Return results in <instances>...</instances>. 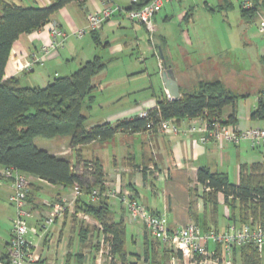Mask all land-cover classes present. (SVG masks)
Instances as JSON below:
<instances>
[{"label":"trees","instance_id":"trees-1","mask_svg":"<svg viewBox=\"0 0 264 264\" xmlns=\"http://www.w3.org/2000/svg\"><path fill=\"white\" fill-rule=\"evenodd\" d=\"M149 1L141 0L131 4L128 9L140 8ZM71 2L82 6L85 0H50L47 5L27 6L0 0V166L14 167L49 184L77 186L80 195L74 201L75 211H82L98 223L96 227L80 226L81 222L72 218L75 225L80 226V238L84 242L88 239L90 247L95 248L97 242L93 244L91 236L94 232L95 235L102 232L109 242L112 258H118L123 264H137V261L129 259V255L139 257V254L125 248L126 222L122 217H114L109 197L100 195L92 200L93 190L105 191L101 160L95 156L83 159L79 147L93 141L108 140L117 133L156 131L162 119L173 122L194 117H201L208 122L214 118L221 120L223 107L229 104L234 107L235 101L246 94H234L220 80H200L192 89L182 91L178 98H159L155 106L146 110L145 115L118 119L114 123L104 121L87 125L85 110L91 107L98 86L94 78L106 66L100 55L84 61L70 74L55 76L44 86L20 85L18 77L5 76L10 49L19 35L41 29L54 12ZM254 8L253 5L250 9H240L245 15L252 13ZM90 33L95 44H101L96 31ZM260 61L264 66V55ZM250 118L264 120V88L257 92V103ZM222 121L235 124L234 109ZM59 136L69 137V144L76 153L74 160L38 147L34 142L37 137L53 139ZM196 181L202 188L199 194L205 205L215 207L217 194L223 195L231 211V222L244 223L251 219L264 225V161L241 164L238 183L231 182L225 172L211 171L207 166L197 169ZM63 216L67 217V213ZM206 229L209 228L203 230ZM153 239L149 240V244L160 243L158 239ZM163 249L159 252L154 248L149 255L146 245V264H162L163 255L169 259L174 250ZM7 253H0L1 261L8 262ZM74 255L77 256L76 264H83L82 254ZM232 255L236 264H264V258L259 256L253 243L234 246ZM65 260L64 264H71V253L67 252Z\"/></svg>","mask_w":264,"mask_h":264},{"label":"crops","instance_id":"crops-1","mask_svg":"<svg viewBox=\"0 0 264 264\" xmlns=\"http://www.w3.org/2000/svg\"><path fill=\"white\" fill-rule=\"evenodd\" d=\"M10 1L24 6L29 5L19 2L18 0ZM30 1L33 3L32 5H47L50 2V0ZM112 1L123 9H127L131 6L130 0ZM198 1L199 0H191V2L187 0H172L164 2L159 12L164 11L168 14L169 12L179 11L181 17H186L188 15L185 12L186 8L188 7V9L191 10L197 7ZM236 3H238L237 0ZM204 5L210 7L206 0L204 1ZM253 5L255 6V10L252 13L244 15L241 9L239 10L240 15L245 20H250L257 14L259 6L264 5V0H253ZM232 6L233 3L230 0H217V5L215 7L222 10L230 9ZM102 7L103 0H85L82 6H79L76 2L68 3L54 12L50 21L41 29L19 35L10 49L5 66V76H16L20 81L23 79L21 74L31 72L30 76L35 77L29 81H37V83H43L41 85L44 86L55 76L70 74L84 61L91 59L94 55H99L94 54L92 57H89L77 51L75 47L66 46V44L68 43L67 40L71 38L69 35L75 29L85 24L86 14L99 10ZM211 8L213 9L214 7ZM125 17V14L122 12L113 14L95 33L100 41L106 37L107 29H113L115 27L117 29L124 28V20L128 19ZM155 18L156 15L154 19ZM53 22H56L59 27L68 34L69 38L66 37L65 45L51 52L43 59L42 63L35 64L29 70H20L21 64L24 63L29 56L34 53L38 54L41 46L50 41L49 27ZM90 34L92 37V33ZM103 40L106 41L105 39ZM62 52H65V57ZM262 55H264V52H262L261 56ZM70 60H73L72 63H69ZM189 60L183 65H179L172 59L169 61L165 59V63L173 71L174 80L179 88V96L182 91L190 90L197 81L200 80H220L225 87L233 92L230 86L225 84L222 75L224 73L229 74L230 72H232L230 77L244 74L243 71L238 72L234 70V68L232 69L229 58L224 56V59L221 60L220 57L219 60L217 57L215 60H209L211 61L210 65L214 68V71L223 69L219 71L218 76H215V78H207L199 74L191 75V69L199 65L194 64V61H191V59ZM196 62L201 64V61ZM221 62H224V64H221ZM63 64H71L69 72H62L61 66H63ZM36 65L39 66L38 68H41L40 71H34ZM152 88L154 89V87ZM260 89L261 88L258 90ZM233 93L236 94L235 92ZM164 96L168 98L167 90L161 79L158 94L153 90L150 98L139 104L135 103L134 106H130L129 108L119 110L100 122L108 121L114 123L118 119L130 118L134 115H138L140 112L155 106L156 101ZM256 103L257 93L253 102L251 104L248 103L247 108L244 109L246 113V118H244L243 109L241 110L239 108L237 99L234 107L230 104L223 107L220 118L221 120H226L234 109L236 115V123L234 125L236 127L246 128L250 126H259L262 121L250 118V113L255 108ZM202 121L203 119L201 117H194L190 119L184 118L178 122H174L179 129L176 133H164L159 130L117 133L115 135V154L106 153L104 148L102 149L103 151L97 149L95 151L93 148L94 141L82 145L81 147L82 149L85 148V150L92 149L93 151L94 149L90 157L95 156L101 160L105 175L103 181L105 188L110 189L113 188L114 185H120L122 189H128L132 196L141 201L150 212L154 214H164L169 228L180 227L189 222H193L200 226L201 229L215 228L217 230H223L231 222L229 205L224 201L221 193L217 194V203L215 207L204 204L199 194L202 188L196 181L197 169L200 166H207L211 171L225 172L231 182L238 183L240 165L243 163L251 164L253 162L264 161V155L260 147H253L248 141L234 144L209 140L205 143H201L199 141L201 133L197 131L189 132L188 128L192 124L201 125ZM36 145L52 152L46 144L43 146H39L41 144ZM106 146L107 145L103 147ZM71 156L72 160H74V154ZM3 169L4 167L0 166V172ZM27 177L30 180L27 206L33 214L27 221L29 226L36 230V233H28V240L39 255L40 261H38L37 264H64L66 262L65 256L67 252L71 253V264H76L77 256L74 255V253L82 254L83 264L92 263L93 257H91L90 252L95 251L94 246L90 247V245L87 244L88 241L84 242V239L80 238V226L75 225L76 223H74L71 217H59L46 230L43 228V219L47 215L53 202L61 199H69L73 194V187L49 184L33 175H27ZM109 201L110 204L112 203L111 206L115 218L122 217L127 225L126 210L119 202V199L110 198ZM219 207L223 208L224 222L218 219L219 215H217V212ZM234 212L236 213V209ZM13 213H11V218L9 219L8 237L5 240L2 239L3 241L0 242L1 254L8 249L10 227L14 216ZM131 222H133L130 224L131 241H136L137 238L134 237V235L138 233V235H142L144 250L146 245L148 249L154 250L155 248V250L159 252H161L164 247L165 249L167 248V246L161 243L157 244L154 242L155 247L149 244V240L151 239L154 241V239L148 234L144 224L136 221ZM58 223H60V226ZM95 233L96 232L92 235L94 236V240L96 237ZM208 247L214 249L216 245L208 243ZM167 249L171 250L170 247ZM129 257H131V255H129ZM170 259L173 260V254H171Z\"/></svg>","mask_w":264,"mask_h":264},{"label":"rangeland","instance_id":"rangeland-1","mask_svg":"<svg viewBox=\"0 0 264 264\" xmlns=\"http://www.w3.org/2000/svg\"><path fill=\"white\" fill-rule=\"evenodd\" d=\"M18 1L29 5L33 4L30 0ZM187 1L191 2V0ZM204 1L199 0L197 7L191 10L187 7L185 12L188 15L186 17H181L179 11L169 12L168 14L164 11L157 13L156 18H153L154 28L152 30L138 22L129 19L124 20V28L117 29L115 27L106 30L107 35L103 39L108 42L107 45L104 44L103 39L101 44H95L90 33H86L81 38L69 35L71 38H67L68 43L66 46L75 47L77 51L89 57L99 54L106 62L105 68L94 78L98 86L94 91L91 107L85 110L87 125L103 121L119 110L134 106L135 103H141L152 96L153 90L158 94L162 79L161 71L165 70V65L168 66L165 63L166 61L172 59L179 65H183L191 59L194 64L199 65L191 69V75L199 74L207 78H215V76H218L219 71L223 69L214 71L209 60H215L216 57L218 60L220 57L221 60L224 59V56L229 58L232 69L244 72V74L241 73L242 75L232 77H230L232 72L229 74L224 73L222 76L225 84L230 86L233 92L246 94L245 97L238 98L239 108L243 109V116L246 118L244 109L247 108L248 103L253 102L257 90L264 88V66L260 61V56L264 52V36L258 30L260 20L264 19V5L259 6V11L252 19L245 20L240 15V6L239 3H236V0H230L233 3L232 8L222 10L215 7L217 0H206L210 7L205 6ZM120 12L124 13L123 11ZM63 45H65V42ZM62 53L65 57V52ZM72 61L70 60L69 63H72ZM196 61H201V64ZM221 64H224V62H221ZM70 66L71 64H63L61 66L62 72H69ZM38 67L36 65L34 71H40L41 68ZM30 73L21 74L23 79L19 81V84L43 86L41 85L43 83L29 81L35 77L30 76ZM258 121H262L259 126L264 127V120ZM34 141L36 144H41L39 146L46 144L52 150V153L62 154L71 160V155L76 156L75 150L69 144L68 136H59L53 139L37 137ZM93 144L95 151L96 149L103 151L104 148L106 153L115 154V136L104 141H94ZM105 145L107 146L103 147ZM78 151L83 159H89L87 157H90L91 152H93L92 149L85 150L81 146ZM76 169H79V167ZM8 185L9 181L0 177V242L3 241L2 239H7L9 219L11 213L14 212L13 214H15L14 206L8 199L10 194ZM113 187L121 188L120 185H114ZM106 190L108 189L105 188ZM110 198L113 199L114 197ZM119 202L121 203L120 199ZM74 211L73 204L65 213L68 217L75 218L76 222H81L79 223L80 226H98V223L92 217L88 216L87 219H83L78 215V212ZM217 215H219L218 219L224 222L222 207L218 208ZM126 220L127 238L125 248L130 252L139 254V257L131 255L129 259L137 261V264H146L142 235L137 233L134 235L137 238L136 241H131L130 224L133 222L129 221L128 216ZM102 235V232L96 235L95 240L94 236H91L92 243L97 242V247L94 248L95 251L90 252L93 260L92 263L89 262L88 264H123L116 257L110 260L107 255H103L99 258V239ZM87 241L89 240L87 239ZM153 246L155 247L154 243ZM148 251L151 255V250ZM161 257L159 256V258ZM97 258H99L98 262H96ZM162 258V264H186L181 260L177 251L173 252V260L166 259L164 255Z\"/></svg>","mask_w":264,"mask_h":264},{"label":"built area","instance_id":"built-area-1","mask_svg":"<svg viewBox=\"0 0 264 264\" xmlns=\"http://www.w3.org/2000/svg\"><path fill=\"white\" fill-rule=\"evenodd\" d=\"M140 1L130 0L131 4ZM169 1L172 0H150L140 8L123 9L112 0H103V7L87 13L85 16L86 23L75 29L71 34L79 38L91 31H97L107 19L120 11H123L129 20L143 24L149 30H152L154 28L152 24L154 16L160 11L163 3ZM237 1L241 9L253 7V0ZM258 30L264 36V19L260 21ZM49 35L50 41L41 46L38 54L34 53L29 56L21 64L20 70H29L35 64L42 63L43 59L51 52L61 48L66 37H68V34L60 29L56 22L50 25ZM145 114L146 111L139 113V115ZM157 129L164 133H176L179 130L175 123L168 119H162ZM188 131L200 132L199 141L201 143L209 140L234 144L248 141L253 147H260L264 155V127L238 128L234 124L221 122V120L214 118L211 122L203 119L201 125L192 124L189 126ZM0 177L9 181L10 194L8 199L15 210L8 241V262L0 260V264H37L39 255L28 240V233H36V230L31 228L27 221L32 216L27 206L30 182L24 173L14 167H4L0 172ZM79 195V188L74 186L71 198L53 202L43 219V228L46 230L57 218L62 217ZM100 195L118 197L125 207L129 221L143 223L149 235L158 239L162 245L177 251L186 264H236L233 259L232 248L247 243H253L259 256L264 258V225L260 222L251 219L244 223L231 222L223 230L214 228L203 230L193 222L180 227L169 228L164 214L150 212L141 201L132 196L128 189L113 187L104 192L95 189L92 191V200H96ZM74 212H78V215L83 219H87L89 216L82 211ZM208 243H213L216 248L218 246V250L216 248L210 249ZM109 251V242L102 236L99 239V258L107 255L111 260L112 256ZM99 258L96 259V262L99 261Z\"/></svg>","mask_w":264,"mask_h":264},{"label":"water","instance_id":"water-1","mask_svg":"<svg viewBox=\"0 0 264 264\" xmlns=\"http://www.w3.org/2000/svg\"><path fill=\"white\" fill-rule=\"evenodd\" d=\"M162 81L164 84V87L167 90L168 98L169 99H175L179 96V88L174 80L173 71L168 66L165 65V70L161 72Z\"/></svg>","mask_w":264,"mask_h":264},{"label":"bare ground","instance_id":"bare-ground-1","mask_svg":"<svg viewBox=\"0 0 264 264\" xmlns=\"http://www.w3.org/2000/svg\"><path fill=\"white\" fill-rule=\"evenodd\" d=\"M221 122H223L222 120H221ZM26 175V174H25ZM26 177H27V175H26ZM28 178V177H27ZM28 180H29V178H28ZM29 182H30V180H29Z\"/></svg>","mask_w":264,"mask_h":264}]
</instances>
